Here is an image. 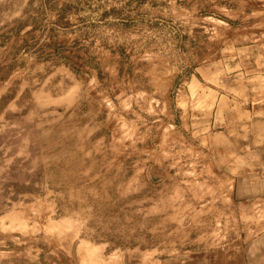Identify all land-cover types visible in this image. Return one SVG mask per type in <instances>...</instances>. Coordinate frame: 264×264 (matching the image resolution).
<instances>
[{
  "label": "rangeland",
  "instance_id": "rangeland-1",
  "mask_svg": "<svg viewBox=\"0 0 264 264\" xmlns=\"http://www.w3.org/2000/svg\"><path fill=\"white\" fill-rule=\"evenodd\" d=\"M1 264H264V0H0Z\"/></svg>",
  "mask_w": 264,
  "mask_h": 264
},
{
  "label": "crops",
  "instance_id": "crops-1",
  "mask_svg": "<svg viewBox=\"0 0 264 264\" xmlns=\"http://www.w3.org/2000/svg\"><path fill=\"white\" fill-rule=\"evenodd\" d=\"M1 264V263H0ZM19 264H22V263H19Z\"/></svg>",
  "mask_w": 264,
  "mask_h": 264
}]
</instances>
